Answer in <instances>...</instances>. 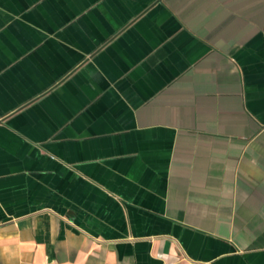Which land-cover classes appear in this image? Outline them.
<instances>
[{"label":"crops","instance_id":"crops-1","mask_svg":"<svg viewBox=\"0 0 264 264\" xmlns=\"http://www.w3.org/2000/svg\"><path fill=\"white\" fill-rule=\"evenodd\" d=\"M0 264H264V0H0Z\"/></svg>","mask_w":264,"mask_h":264}]
</instances>
